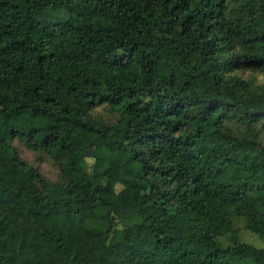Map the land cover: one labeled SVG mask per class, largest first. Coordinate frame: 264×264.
<instances>
[{
    "label": "trees",
    "instance_id": "trees-1",
    "mask_svg": "<svg viewBox=\"0 0 264 264\" xmlns=\"http://www.w3.org/2000/svg\"><path fill=\"white\" fill-rule=\"evenodd\" d=\"M263 120L264 0H0V264H264Z\"/></svg>",
    "mask_w": 264,
    "mask_h": 264
},
{
    "label": "rangeland",
    "instance_id": "rangeland-1",
    "mask_svg": "<svg viewBox=\"0 0 264 264\" xmlns=\"http://www.w3.org/2000/svg\"><path fill=\"white\" fill-rule=\"evenodd\" d=\"M246 76L251 75V72H245L243 73ZM262 78V77H260ZM97 111L105 114L107 117L108 111L100 107L97 109ZM262 130H261V141L264 142V120L259 123ZM14 145L18 148L20 155L30 164L33 166L37 167L44 175L46 178L50 180H58L60 178V170L58 168V165L50 158L49 155L41 152H34L32 150L27 149L20 141H14ZM96 153H100V148L96 147ZM89 165H91L94 161L93 158H89ZM238 227L240 229V240L253 244L258 247H264V236H260L256 233H253L249 230H247L244 226V220L239 221ZM225 243V242H224Z\"/></svg>",
    "mask_w": 264,
    "mask_h": 264
}]
</instances>
